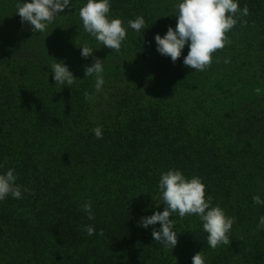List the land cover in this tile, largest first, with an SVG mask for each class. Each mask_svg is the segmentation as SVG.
Wrapping results in <instances>:
<instances>
[{"label":"trees","instance_id":"trees-1","mask_svg":"<svg viewBox=\"0 0 264 264\" xmlns=\"http://www.w3.org/2000/svg\"><path fill=\"white\" fill-rule=\"evenodd\" d=\"M177 2L112 0L113 16L143 15L148 27L144 41L129 28L117 52L63 13L33 33L16 0H0V172L15 168L31 190L0 201V264H192L201 250L210 264H264V230H256L264 207L253 201L264 198V0H239L249 15L204 71L183 64L187 45L175 63L156 50L155 34L177 23ZM83 44L93 56L81 57ZM95 58L105 68L98 93L95 76L85 77ZM54 59L77 77L70 88L55 85ZM169 168L201 177L213 205L236 218L230 245L210 248L196 215L169 217L173 251L153 239L159 223L139 226L163 211L158 181ZM85 225L103 235H87Z\"/></svg>","mask_w":264,"mask_h":264},{"label":"clouds","instance_id":"clouds-1","mask_svg":"<svg viewBox=\"0 0 264 264\" xmlns=\"http://www.w3.org/2000/svg\"><path fill=\"white\" fill-rule=\"evenodd\" d=\"M112 0H86L79 9L83 29L95 38L96 41L115 51H120L127 40V30L130 28L137 33L144 32L146 20L143 15L137 16L127 23L118 16L111 14ZM16 13L21 23H28L33 33L44 32L56 17L65 9H73L72 0H16ZM177 23L175 27L169 25L165 34H155L154 41L159 54L170 57L175 63L188 46L187 55L183 57V64L193 70L204 71L212 63V54L223 49L230 43L226 33L231 31L241 17L249 15L247 6L239 7V0H178L175 5ZM164 17V16H161ZM151 43V42H149ZM81 57L87 59L93 56L94 50L88 44L79 46ZM103 59L95 58L86 66L85 77L95 76L94 89L100 92L105 84ZM225 64L231 63L225 58ZM55 85L72 86L77 77L70 70L64 60L54 59L50 65ZM257 93L261 90L256 89ZM94 93H85V99L94 100ZM96 139L103 138V126L98 125L93 130ZM2 167V166H0ZM18 176L15 168L0 172V201L9 195L15 199H23V192L30 189L17 183ZM160 202L165 204L163 211H154L151 215L142 216L139 226L147 229L159 223V228L153 227V239L165 248L173 249L178 244V234L175 231V221L169 217L179 215H196L202 222L203 230L207 235V245L216 249L220 245H230L229 233L236 218L227 215L220 205H213L212 197L206 196V185L203 179L193 175L190 178L178 168H169L160 174L158 181ZM256 205L264 207V198L260 194L253 196ZM159 202V203H160ZM82 209L89 220L95 219L92 202L86 201ZM87 235H103V231L96 232L94 225H85ZM257 231L264 230V215L259 217ZM192 264H210V261L201 250L193 255Z\"/></svg>","mask_w":264,"mask_h":264},{"label":"rangeland","instance_id":"rangeland-1","mask_svg":"<svg viewBox=\"0 0 264 264\" xmlns=\"http://www.w3.org/2000/svg\"><path fill=\"white\" fill-rule=\"evenodd\" d=\"M85 2H86V0H72V7H73V9H65L64 12H63L64 17L70 18L72 20L71 23L74 26H71V27H76L75 29H78V30H81V31H84V29H83L82 20L80 19V16H79V9L83 6V4ZM146 32H148L147 29H145L144 37L147 36L146 35ZM133 33H134V30H132L130 34H133ZM142 36H143V34H142ZM18 77H19V75L16 74L15 76H13V79L12 80L14 82H16V80L18 79ZM45 81L49 82V76L48 75L45 76Z\"/></svg>","mask_w":264,"mask_h":264}]
</instances>
